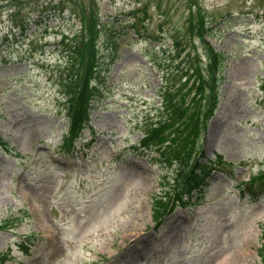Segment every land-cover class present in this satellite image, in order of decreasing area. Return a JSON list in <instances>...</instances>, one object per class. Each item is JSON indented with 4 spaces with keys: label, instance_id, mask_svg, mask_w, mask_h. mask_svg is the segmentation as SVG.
<instances>
[{
    "label": "rangeland",
    "instance_id": "1",
    "mask_svg": "<svg viewBox=\"0 0 264 264\" xmlns=\"http://www.w3.org/2000/svg\"><path fill=\"white\" fill-rule=\"evenodd\" d=\"M221 52L217 108L204 117L210 88L196 97L192 71L161 145L222 170L156 221L177 164L145 135L186 63L208 83ZM262 172L264 0H0V264H261Z\"/></svg>",
    "mask_w": 264,
    "mask_h": 264
},
{
    "label": "trees",
    "instance_id": "2",
    "mask_svg": "<svg viewBox=\"0 0 264 264\" xmlns=\"http://www.w3.org/2000/svg\"><path fill=\"white\" fill-rule=\"evenodd\" d=\"M94 26H91L88 30V34L83 38L82 47L83 50L80 52L81 59L80 64L85 65L86 63H92L90 61L92 60V56L94 53V47H96L94 41H95V30ZM206 33V32H205ZM205 37V35L203 36ZM86 44V45H85ZM196 57L191 58V60H195ZM225 57L221 53H215L214 58L210 59V62L208 64V67L210 69V75L211 80L209 79V82L206 81V76L201 74L200 68H197V65H200L202 62L200 60H197L198 63H196V66H193V64L189 63L190 60L186 63L185 68L182 69L183 71V77H186L187 79L182 83V86L176 88L175 85H167L166 88L163 91V98H164V104L162 105L163 111H161L160 118L163 120H160L159 126L154 128L151 132L147 133L145 135L144 143H147V145L158 143V144H165L168 140V136H166L165 131L168 129L167 124L172 123L175 127L176 121H170L169 117L176 116L178 112H181L179 117L184 118L187 115V106L184 108V105H186V96H183L182 90L184 88H187L191 82V79L193 77V73L196 74L195 80L197 81V84L195 85L193 82L191 84L190 89H196L195 96L204 98L206 93L207 85L210 88L209 97L206 99L207 106L205 108V115L211 114L218 105V96L215 86L216 81V68L218 65L224 63ZM91 65V64H90ZM89 65V66H90ZM93 66L88 67L86 74L83 77L82 85L77 87L76 89V102L74 103V110L79 115L80 122H85L86 120V111L88 110V103H89V97H93L92 90L88 89V86H85L84 84V78L86 77V80L88 79V74L91 71ZM199 67V66H198ZM200 70V71H199ZM85 80V82H86ZM80 81V80H79ZM207 83V84H206ZM80 88V90H79ZM173 94V98L171 100H168L169 96ZM174 95L176 96V99L174 101ZM194 99V96L191 98V100ZM169 111V113H167ZM166 116L168 118L166 119ZM184 126V125H183ZM71 132L74 134V131L71 130ZM176 132H179L181 136L185 134V130L179 126L176 129ZM154 142V143H151ZM163 144V145H164ZM186 148V147H185ZM195 150V146H191L190 151L188 150V153L184 152L182 153V157L178 156L180 155V152H172L173 150H170V147L165 146L164 149H162L161 145V155L162 158L165 159V161H171L169 163V166H172L174 164H177L176 168V180H174V184L171 187V189L163 190L162 195L155 198L154 203V210L156 213V221H159L160 218L164 217L166 215V212L169 208H172L174 204H186V201L189 202V200L193 196V191L201 189L208 185V179L212 175V171L216 168L213 167L212 163L210 162L208 164H202L199 159L195 156H193V151ZM169 153L171 154L169 156ZM175 156V157H174ZM168 163V162H167ZM182 163V164H181ZM264 178V172L254 176L252 178V182H256L259 179ZM170 185V184H167ZM264 193V189H263ZM173 195V199H172ZM175 208V207H174ZM261 231H262V239L264 240V223L260 224ZM261 256V264H264V243L262 244L261 251L259 252Z\"/></svg>",
    "mask_w": 264,
    "mask_h": 264
}]
</instances>
